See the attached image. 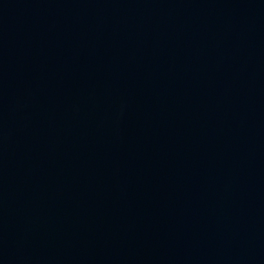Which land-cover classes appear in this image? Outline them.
Masks as SVG:
<instances>
[{"label":"water","instance_id":"obj_1","mask_svg":"<svg viewBox=\"0 0 264 264\" xmlns=\"http://www.w3.org/2000/svg\"><path fill=\"white\" fill-rule=\"evenodd\" d=\"M0 264H264V0H0Z\"/></svg>","mask_w":264,"mask_h":264}]
</instances>
